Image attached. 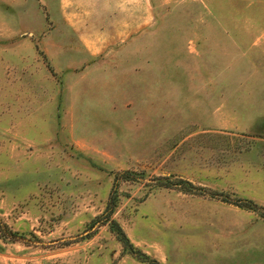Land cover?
Masks as SVG:
<instances>
[{"label":"rangeland","instance_id":"obj_1","mask_svg":"<svg viewBox=\"0 0 264 264\" xmlns=\"http://www.w3.org/2000/svg\"><path fill=\"white\" fill-rule=\"evenodd\" d=\"M143 1L91 55L60 0H0V264H149L114 192L149 259L264 264V0Z\"/></svg>","mask_w":264,"mask_h":264},{"label":"crops","instance_id":"obj_2","mask_svg":"<svg viewBox=\"0 0 264 264\" xmlns=\"http://www.w3.org/2000/svg\"><path fill=\"white\" fill-rule=\"evenodd\" d=\"M60 1L63 6L60 23L75 34L91 55H98L115 41L129 38L152 20L143 0Z\"/></svg>","mask_w":264,"mask_h":264},{"label":"trees","instance_id":"obj_3","mask_svg":"<svg viewBox=\"0 0 264 264\" xmlns=\"http://www.w3.org/2000/svg\"><path fill=\"white\" fill-rule=\"evenodd\" d=\"M118 178H121L124 180H137L136 179L137 177H135L134 175H132L131 173L127 171H123L120 174H116L114 176V184H113L114 190H115V185H116ZM157 182H158L157 183L158 186L160 187H166V188L174 187L186 193L193 194V193H196L197 191H204V189L197 187L193 185L191 182L181 179V178H177V179H174L173 181H169L168 178L161 177V178H158ZM114 193L109 195L108 200L106 202V207H105L106 208L105 212L107 215L105 222L108 223V227L110 231L113 232V234L116 236L117 240L121 243L124 249H126L128 253L135 255L138 258V260L147 262L149 264H160L156 260L149 259L147 255L138 251L136 247L129 241L128 237L126 236L122 228L119 226V224L114 219L110 218L111 213L114 211L117 205V195ZM209 193L211 195H218V193L216 192H209ZM226 198L228 197H222V199L224 200H227ZM230 202L234 203L235 205H238V206L250 209V210L258 209V206L255 203H253L251 200L236 198V199H231ZM8 232H9L8 234L12 238L17 236L14 232H10V231Z\"/></svg>","mask_w":264,"mask_h":264}]
</instances>
